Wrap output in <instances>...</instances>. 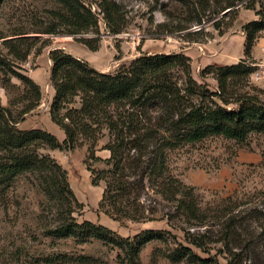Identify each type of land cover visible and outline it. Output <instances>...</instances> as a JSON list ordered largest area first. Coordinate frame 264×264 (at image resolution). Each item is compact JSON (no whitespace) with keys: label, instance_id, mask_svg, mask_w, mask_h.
Returning a JSON list of instances; mask_svg holds the SVG:
<instances>
[{"label":"trees","instance_id":"trees-1","mask_svg":"<svg viewBox=\"0 0 264 264\" xmlns=\"http://www.w3.org/2000/svg\"><path fill=\"white\" fill-rule=\"evenodd\" d=\"M54 1L60 4L50 11L55 20L38 32L74 35L91 50H97L101 14L112 33H121L129 26L128 14L117 0ZM236 2L228 0L222 10ZM255 13L257 18L242 26L245 57L234 63L211 62L200 71V79L193 73L192 57L181 51H142L113 71H101L64 48L50 50V80L55 90L50 114L65 133L62 140L46 128L19 126L24 115L39 106L43 98L40 83L21 71L22 63L41 38L17 31L14 37L0 41L2 86L7 91L16 90L8 105L0 100V171L10 176L38 171L47 195L59 200L66 213L63 221L50 229L52 234L74 236L81 242L101 239L121 248L124 254L118 256L127 264H139L142 247L169 234L177 243L170 252L171 260L220 264L211 254L205 233L184 229V239L207 252L208 257L179 241L178 234L170 229L147 228L134 236H123L101 222L88 219L80 222L74 213L83 209L84 203L74 192L67 169L42 149L87 145L85 164L91 181L94 185L104 183L98 209L116 220L141 222L167 218L174 226V216L185 210L191 217L200 218L198 203L186 198L184 188L189 185L171 167L170 153L208 136L223 134L244 139L251 129L264 127V100L248 89L254 70L249 59L255 41L264 31L263 1ZM203 19L199 16L198 23L202 24ZM213 23L223 33L221 24L217 20ZM90 33L97 35H83ZM41 44L48 42L42 40ZM104 138L107 139L103 143ZM103 149L109 150L110 156L99 155L98 151ZM148 181L155 186L151 188L157 195L173 204V211L156 216L153 208L148 214L141 200ZM224 225L228 229L223 233L224 243L229 246L234 240L242 248L245 240L242 233L231 232L227 222ZM90 259L80 254L76 261L87 263ZM227 264L237 263L229 258Z\"/></svg>","mask_w":264,"mask_h":264},{"label":"rangeland","instance_id":"rangeland-1","mask_svg":"<svg viewBox=\"0 0 264 264\" xmlns=\"http://www.w3.org/2000/svg\"><path fill=\"white\" fill-rule=\"evenodd\" d=\"M117 1L128 14L129 26L121 33H112L101 14L99 48L91 50L74 35L38 32L55 20L50 11L60 7L58 2L0 0V41L14 37L13 33L17 31L41 38L22 63L21 71L40 83L43 98L39 106L24 115L19 126L49 129L54 124L50 114L55 93V90L51 91L54 87L50 80V50L64 48L101 71H113L142 51H181L192 57L193 73L200 79V71L211 62L234 63L242 55L245 57L240 38L244 31L242 26L257 18L256 8L260 7L261 1L264 3V0H237L233 7L222 10L228 0ZM199 16L204 18L202 24L197 21ZM216 20L223 33L214 26ZM181 26L185 28L180 29ZM42 40H47L48 44H41ZM2 51L7 53L6 48L2 47ZM262 59L264 31L255 41L249 61ZM2 76L0 100L8 105L16 90L7 91L2 86ZM13 80L19 83L17 79ZM250 86V92L264 100V79ZM56 135L61 140L65 138L60 129L56 130ZM42 151L51 154L67 169L71 186L79 201L84 203L83 209L74 213L80 222L85 219L101 222L123 236H134L147 228L170 229L188 246L192 245L185 241L184 229L205 233L210 240L211 254L220 264H227L229 258L237 264H264V127L251 129L244 139L223 134L208 136L170 153L173 171L189 185L184 188L186 198L195 200L200 208V218L191 217L186 210L175 215L174 226L167 218L123 222L99 211L104 183L94 185L91 181V173L85 164L87 145L72 149L47 147ZM253 152L259 154L257 160L250 159ZM98 154L108 157L110 151L103 149ZM226 168L234 183L232 187L227 184L219 188L206 186L209 174L218 180ZM151 187L155 186L148 181L141 197L148 214L153 208L156 216L173 211V204L157 195ZM64 216L66 213L60 201L47 195L38 171H23L16 176L0 171V264H127L118 256L124 254L121 248L101 239L81 242L74 236L52 234L50 229L62 222ZM225 222L230 225L231 232L242 233L245 238L242 248L234 240L229 246L222 240L223 233L228 231ZM176 245L169 234L148 241L139 252V264H191L186 259H170V252ZM194 249L204 257L209 256L199 248ZM80 254L91 259L87 263H78L76 258ZM47 258H55L56 262H49Z\"/></svg>","mask_w":264,"mask_h":264},{"label":"crops","instance_id":"crops-1","mask_svg":"<svg viewBox=\"0 0 264 264\" xmlns=\"http://www.w3.org/2000/svg\"><path fill=\"white\" fill-rule=\"evenodd\" d=\"M240 38L242 40V48L244 46V41H245V32L242 31L241 32V35H240ZM243 55L240 57L242 58ZM239 58V59H240ZM238 61V60H237ZM51 91H54V89L52 88ZM49 129L54 132L56 134V130L57 129H60L62 130L57 124H53L52 126L49 127ZM63 131V130H62ZM259 157V154L258 153H255L253 152L251 155H250V159H253V160H257ZM208 181H207V185L208 187H215V188H219V187H222V186H225L227 184V186H233L234 183L230 180L231 176L229 175V171L228 169L226 168L225 170H222L221 171V176H219L218 180H216V176L214 175H208Z\"/></svg>","mask_w":264,"mask_h":264},{"label":"built area","instance_id":"built-area-1","mask_svg":"<svg viewBox=\"0 0 264 264\" xmlns=\"http://www.w3.org/2000/svg\"><path fill=\"white\" fill-rule=\"evenodd\" d=\"M251 64L254 66V70L250 73L249 81L251 83L260 82L264 79V59L253 61Z\"/></svg>","mask_w":264,"mask_h":264}]
</instances>
